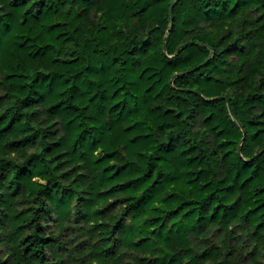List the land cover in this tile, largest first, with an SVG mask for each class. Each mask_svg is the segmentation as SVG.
<instances>
[{
  "label": "trees",
  "instance_id": "16d2710c",
  "mask_svg": "<svg viewBox=\"0 0 264 264\" xmlns=\"http://www.w3.org/2000/svg\"><path fill=\"white\" fill-rule=\"evenodd\" d=\"M0 264H264V0H0Z\"/></svg>",
  "mask_w": 264,
  "mask_h": 264
}]
</instances>
